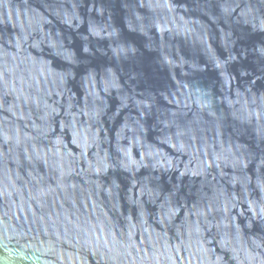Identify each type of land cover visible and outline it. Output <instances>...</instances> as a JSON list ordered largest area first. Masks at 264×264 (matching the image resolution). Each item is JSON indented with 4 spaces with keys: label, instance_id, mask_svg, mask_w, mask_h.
Here are the masks:
<instances>
[{
    "label": "water",
    "instance_id": "obj_1",
    "mask_svg": "<svg viewBox=\"0 0 264 264\" xmlns=\"http://www.w3.org/2000/svg\"><path fill=\"white\" fill-rule=\"evenodd\" d=\"M0 264H264V0H0Z\"/></svg>",
    "mask_w": 264,
    "mask_h": 264
}]
</instances>
